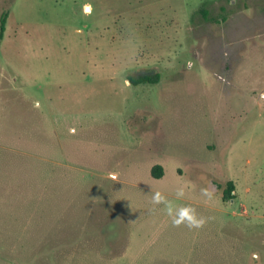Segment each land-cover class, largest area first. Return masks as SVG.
<instances>
[{"label": "rangeland", "instance_id": "374dc122", "mask_svg": "<svg viewBox=\"0 0 264 264\" xmlns=\"http://www.w3.org/2000/svg\"><path fill=\"white\" fill-rule=\"evenodd\" d=\"M6 10L0 264H264V0ZM156 191L206 223L173 225Z\"/></svg>", "mask_w": 264, "mask_h": 264}, {"label": "clouds", "instance_id": "9594fccd", "mask_svg": "<svg viewBox=\"0 0 264 264\" xmlns=\"http://www.w3.org/2000/svg\"><path fill=\"white\" fill-rule=\"evenodd\" d=\"M83 12L85 14H90L92 12V5L85 4L83 6ZM261 97L264 98V93H261ZM115 178V174H111ZM215 189L214 188H203L201 192L204 196L211 198ZM185 193V188L183 186L179 187L176 191V196L183 197ZM152 201L154 204L163 203L165 205V211L171 218V223L173 225L179 226L181 224H186L189 228H201L206 223L205 217H200L196 214L194 208L190 205L177 206L172 200H168L160 191H156L153 194Z\"/></svg>", "mask_w": 264, "mask_h": 264}, {"label": "trees", "instance_id": "16d2710c", "mask_svg": "<svg viewBox=\"0 0 264 264\" xmlns=\"http://www.w3.org/2000/svg\"><path fill=\"white\" fill-rule=\"evenodd\" d=\"M205 15H208V10H204L203 11ZM8 16H9V11L6 10L4 11L1 16H0V40L3 39L4 37V32L6 30V24H7V20H8ZM160 80V74L156 73V74H143L140 75L138 77H135L133 79L134 84H140V83H157ZM152 175L156 178H161L163 177L165 171H164V166L162 164H155L152 169H151ZM229 187L227 189V192H225V197L226 198H231V197H235V194L233 193V191L235 190V185L234 182L232 180L229 181L228 183Z\"/></svg>", "mask_w": 264, "mask_h": 264}, {"label": "crops", "instance_id": "0c3cea01", "mask_svg": "<svg viewBox=\"0 0 264 264\" xmlns=\"http://www.w3.org/2000/svg\"><path fill=\"white\" fill-rule=\"evenodd\" d=\"M87 4H89V3H87Z\"/></svg>", "mask_w": 264, "mask_h": 264}]
</instances>
